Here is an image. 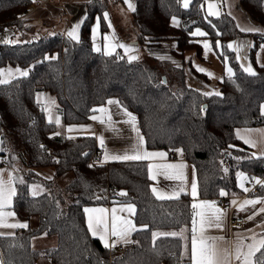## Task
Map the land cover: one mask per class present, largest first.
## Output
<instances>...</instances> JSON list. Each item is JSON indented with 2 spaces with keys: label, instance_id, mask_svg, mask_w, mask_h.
<instances>
[{
  "label": "trees",
  "instance_id": "obj_1",
  "mask_svg": "<svg viewBox=\"0 0 264 264\" xmlns=\"http://www.w3.org/2000/svg\"><path fill=\"white\" fill-rule=\"evenodd\" d=\"M203 1L191 0L185 8L182 0H137L132 16L139 44L145 48L175 40L178 48L173 50L172 59L129 61L119 51L123 59L116 53L107 56L96 52L93 23L99 17L101 29H107L104 13L109 9V0L87 3L80 42L55 34L0 43V67H29L27 76L0 84V157L7 159L15 176L23 178V184L16 181L13 209L29 222L14 236H0V259L4 264H36L40 257L49 258L53 264H190L181 237L159 236L153 242L152 233L179 232L190 226L192 197L182 194L158 198L152 192L145 160L92 162L94 152L99 150L94 135H52L58 133L57 124L49 123L42 104L37 102V94L43 90L50 91L55 109L66 124L91 119L94 109L117 97L137 114L148 148L169 152L183 149L195 165L203 198L226 197L220 195L221 189L229 195L240 193L239 172L264 180V158L248 159L253 150L235 133L237 127L264 125L259 110L264 103V66L257 65V75H249L236 53L227 47L235 38L252 36L250 54L255 61L264 35L241 31L227 13L206 15ZM240 4L264 29V0H240ZM32 5L33 0H0V31L20 27L22 16ZM173 16L181 19L179 25L173 24ZM187 19L193 23L185 24ZM195 25H200L215 45L219 42L221 54L233 67L234 75L219 82L222 96H206L187 83L184 53L196 50L202 55L203 50L198 37L192 34ZM42 166L54 168V177L42 178L37 172ZM69 173L71 179L60 187L59 179ZM33 182L43 183L50 191L33 197L29 193ZM121 191L127 195H120ZM256 194L264 195V185H259ZM117 202L135 204V222L148 228L133 232L132 241L138 243L107 249L87 230L84 209ZM33 219L36 222L31 224ZM45 232L56 237V245L34 249L33 239Z\"/></svg>",
  "mask_w": 264,
  "mask_h": 264
},
{
  "label": "snow or ice",
  "instance_id": "obj_2",
  "mask_svg": "<svg viewBox=\"0 0 264 264\" xmlns=\"http://www.w3.org/2000/svg\"><path fill=\"white\" fill-rule=\"evenodd\" d=\"M128 8L132 11H135V5L132 3V0H125ZM183 7L187 8L189 6L190 0H182ZM208 12L212 16H219L220 11L217 6L209 0L208 4ZM86 18V17H85ZM104 18L108 19V13H104ZM173 23L178 25L177 18L175 16L172 17ZM99 21L100 18L97 17L96 25L92 28V39L95 42L97 32L99 29ZM83 21L77 22L71 29L67 31V37L75 42H80V34L79 29ZM109 27H111V21L109 20ZM241 31L245 32H259L264 35V29L258 28L256 26H248L241 28ZM193 35H201L205 36L207 33L203 32L200 28H196ZM55 35V34H53ZM104 40L106 41L104 45V54L107 56H112L114 53L120 58L123 59L122 56H119V53L116 52L117 48L124 49L125 53H130L134 51V48L131 45L118 43L116 42L115 34L111 38L107 35L104 36ZM6 43H15V41L7 40ZM219 42L217 41V44ZM249 46L248 42H237L232 41L228 44V48L232 49L237 53L236 59L240 60L241 56L239 53L242 48ZM203 47L205 49V54L210 48L209 41H203ZM94 49L96 52H101L102 49L99 45L94 43ZM139 57L136 55H128V60H137ZM244 72L248 73L251 76H256L254 68L251 66L250 62L247 66H243ZM200 71H206L204 68H199ZM228 76L231 78L234 75L233 68L231 66L227 67ZM210 76L211 72L208 73ZM17 75L19 76H27L28 70L21 69L19 67L13 69L9 68H0V84H8L14 79ZM223 79V78H221ZM162 83H166V81H162ZM222 96V92H206L204 95ZM42 94H38L37 102L42 104V110L48 113V121L49 123H55L57 125L60 124L59 116L53 115V107H55V101L51 98H46L41 101L40 96ZM109 105H117L119 106L123 113L127 117L126 123L130 124L132 130L136 133V143L133 145V151L131 154L125 152L123 154H113L109 153L105 150L104 160H112V161H126V160H153L154 158H163L166 156L165 152H155L148 151L145 147L146 141L144 136L141 133L140 128L138 127L137 117L128 110L127 107L121 105L119 100L109 99L107 102ZM259 110L262 116H264V103H261L259 106ZM93 111H97L94 109ZM98 111L103 114L101 116H92L93 120H101L102 123H107L111 125V114L110 110L107 107L101 106ZM106 117V119H105ZM88 125H69L68 131L71 132L74 129L86 130ZM246 132L251 130H245ZM59 133H53L52 135H58ZM236 135L238 138L242 139L244 143L255 146V141L249 138V136L241 133L240 129L236 130ZM100 145L104 146V137H99ZM3 144V141H0V145ZM43 147V145H41ZM234 147V146H232ZM0 150H3L0 148ZM177 151L183 152V149H177ZM252 158H264V153H261L259 157H257V153H252ZM237 160L245 159L244 157H235ZM222 163V162H221ZM187 167L184 163L179 164H156L150 163L148 165V171L151 179L156 180L158 174H163L169 179H175L181 181V185L178 191H173L171 194L164 193L159 191L156 187L152 188V192L160 199L178 197L180 192L185 191V183H186V175L184 169ZM4 169H0V228L7 229H15V228H27V221H15L10 222V218L16 217L15 211H10L13 205V198L17 195V187L16 181L19 180L20 183H24L22 177L15 176L12 172L9 173L8 178H4ZM225 172L228 171L227 168L224 169ZM240 177V187L244 189V191H248L245 187L244 180L247 179V176L243 172L237 173ZM50 178V177H49ZM257 183L264 185V180H260L259 178H252ZM31 195L33 197H37L42 193L46 192L47 189L44 188L43 185L32 184L30 185ZM228 193L224 190H220L221 196H226ZM120 195H127L126 192L121 191ZM191 195L194 198L193 203L191 205L193 211L192 218V236H191V259L192 264H233V258L237 262V264H264V235L257 237L256 234H252L250 237L237 235V240L235 244L234 251H230L227 248H222L218 241L223 240V237H216L208 235L207 230L210 228H222L224 221L225 210L216 206L214 201L209 200H196L195 198L198 196V183L195 179H193L191 184ZM233 204H236L237 201L233 200ZM264 204V197H257L255 199H247L243 201V203L239 204L241 209L245 208L246 205L255 206L256 204ZM59 202H57V205ZM119 212H126L128 215H119ZM260 213H264V207L258 209ZM84 212L87 213V230L91 233L93 237H99V240L103 243L104 247L107 249L115 248L117 244L123 243H133L130 239L133 232H137L139 229L148 228L147 224L137 225L132 217L136 213V205L133 203H127L120 206L119 209L112 208L109 212L108 209L105 208H85ZM256 215L254 212L252 216H248L247 219H252L253 216ZM15 233L8 232H0V236H14ZM47 235V232L44 233ZM159 236H173V237H181V239L185 240V249L187 250V237L184 236V230L180 232H153L152 239L153 242ZM138 243V242H135ZM159 255V253H157ZM0 264H4V261L0 259Z\"/></svg>",
  "mask_w": 264,
  "mask_h": 264
},
{
  "label": "crops",
  "instance_id": "obj_3",
  "mask_svg": "<svg viewBox=\"0 0 264 264\" xmlns=\"http://www.w3.org/2000/svg\"><path fill=\"white\" fill-rule=\"evenodd\" d=\"M89 1L90 0H33V5L30 8V10L26 12L24 16H22L24 23L20 25V27H18L21 30V37L23 39L27 38L28 40H33V39H38L41 36H50L53 34H62V35L67 36V31L69 29H71L77 22L81 20L84 21L85 16H86V5ZM121 2H123V4H127L125 3V0H121ZM136 2L137 0H132V3L135 6H136ZM211 2L217 6V8L220 11V15L223 13H227L231 15L233 19H235V21L237 22V25L239 26L240 29L244 27H248V26H256L258 28H262L261 25L253 22L250 16L248 15V13L245 10H243L240 4V0H215ZM208 4H209L208 0H204L202 2V9L206 15H210V13L208 12ZM125 6H128V5H125ZM107 13H108V19H106L107 26L110 20L111 27L108 26L107 29L103 31L101 29V20H100L96 40L95 42L93 41V45L95 43L96 45H99L101 47L102 49L101 52L104 53L103 49L106 43V41L104 40V36L107 35L109 38H111L114 32L116 42L128 44L134 48V51L130 53H125L124 49L122 48L116 49V52L119 51L121 54H123L127 58H128V55H136L139 57L142 54V52L144 54H148V53H145L147 52L146 48H151L149 50L150 52L152 51L151 52L152 55H150L152 57H155L158 59H167V58L172 59L173 58L172 57L173 50L178 48L177 42L175 40H167L160 44H151V45H148L144 49L139 44L137 36H134L131 38L121 37L118 27L115 26L112 21V16H111L110 11H107ZM96 22H97V19L95 23H93L94 24L93 27L96 25ZM82 24H81V27H82ZM81 27L79 29V34H81ZM247 33H251V32H247ZM196 36L198 37V42L201 43L203 50H202V55H200L196 50H186L184 53L187 83L190 86H191L190 81L195 82V80L196 81L201 80L202 82L210 83L212 81V77H215L216 82L218 83L217 85H219V82L222 80L221 78L228 76V73H226L224 69L225 65L228 64L231 67L232 65L229 63V60H227V58H225L223 54H221V47H219L220 44L215 45L212 39L207 37L206 35L201 36L197 34ZM205 40L209 41L210 43V48L207 51V54H205V49L203 47V41ZM233 40H231V42ZM199 68H204L206 69V71L202 72L199 70ZM199 72L205 74L208 77V79L206 80L203 77V75L199 74ZM209 72L212 73L211 76L208 74ZM38 94H42L40 96L41 101H43L46 98H51L53 100V97L50 91L43 90V91H40V93ZM109 99L119 100L117 97H111ZM107 102L103 104L102 106L107 107L110 110V114L112 118L111 125L107 123H102L101 120L97 119L94 130L93 129L91 130L94 132V134H91V135L95 136L96 141L99 144V146H100L99 137L101 136L104 137V144L106 145V148L100 151L101 160L102 158L104 159L103 154H102L104 150H107L109 153H113V154H123L125 152H128L129 154H131L133 151V145L136 143V133L132 130L130 124L126 123L127 117L123 113L122 109L115 104L109 105ZM100 107L101 106H99V108ZM53 108L56 111L55 107ZM129 111L132 112L137 117V120H138L137 114L131 110ZM56 113H57L56 116H59L60 120L63 121L62 115L59 114L57 111ZM53 115L55 114L53 113ZM94 115L101 116L103 114H101L97 110L92 116ZM46 116L48 118V114H46ZM237 129H240L242 134L249 136L250 139L255 141V146L245 143L253 150V153L254 152L257 153V156H260L261 153H264V125L245 126V127L243 126V127H237L236 130ZM236 130H235V133H236ZM245 130H251V131L246 132ZM145 147L147 148L148 151H155V152L162 151L166 153V156L163 158L157 157L151 161L145 160L148 165L150 163H156V164L184 163L187 165V167L184 169V172L187 178L186 183H185V191L180 192L179 196H181L182 194H189L192 197L191 184H192L193 179H195L198 183L197 173H196L197 171H196L195 165L185 157L183 152L181 153L180 151L175 150V153L173 154V152H169L168 150H165V149L148 148L146 144H145ZM2 159L4 158L0 157V169L5 170L4 178L7 179L10 173V171L7 170L9 166L1 165ZM109 161L112 162V160H108L105 162H109ZM246 176H247V179L244 182L245 187H246V182L248 180V173H246ZM259 179L263 180L262 178H259ZM151 180H152V188L156 187L159 191H162L168 194H171L173 191H178L182 183L179 180L169 179L163 174H158L156 180H153V179ZM238 185L241 190L240 193L226 195V197L230 198L231 202L233 200H236L237 203L236 204L232 203L233 204L232 209H225L223 227L219 229L210 228L207 230L208 235L210 236L223 237V240L218 241V243L222 248H227L230 251H234L238 234L249 237L248 242H251L250 237L252 236V234H256L257 237L264 235V213H260L258 211L259 208L264 207V204L258 203L255 206L246 205L245 208L243 209L239 207V204L243 203V201L247 199H255L257 197H264V195L246 194V191H244V189L240 187L239 183ZM14 198H13V204H14ZM172 198H177V197L174 196ZM192 199L194 200L193 197ZM195 199L214 201L216 204V197L215 198L201 197L199 194V187H198V196ZM127 203L128 202H117V203H109V204L88 205L86 206V208H105V209H108L110 212L112 208L115 207L119 209L121 205L127 204ZM216 206L219 207L217 204ZM8 210L14 211L13 205ZM254 212L256 213V215H254L253 218L250 220L247 219V217L252 216ZM118 214L124 215V216L128 215L126 212H119V211H118ZM85 215H86V221H87V218H88L87 213H85ZM238 217H241L244 220V223L241 226L234 224V220ZM132 219H134V216L132 217ZM17 220L21 222L26 221V220L19 218L17 215L16 217L10 218V222H15ZM35 220L36 219L31 220L32 221L31 224H34L36 222ZM27 223L29 225L28 221ZM18 229L19 228H15V229L0 228V232L11 231L15 233ZM191 229H192V223L190 226L184 228V236L188 238L187 239V250L185 249V240L183 239L184 240V256L190 258V264H192V259H191L192 232H191ZM41 236L43 235H39L33 239V247H34V244H36V242L38 241V239L42 238ZM130 239L131 240L133 239V233ZM50 242L54 243L55 241H50ZM121 245H124V244L123 243L117 244L115 248L120 247ZM34 249H38V248L34 247ZM36 264H53V262L47 257L46 258L40 257ZM233 264H237L234 258H233Z\"/></svg>",
  "mask_w": 264,
  "mask_h": 264
},
{
  "label": "rangeland",
  "instance_id": "obj_4",
  "mask_svg": "<svg viewBox=\"0 0 264 264\" xmlns=\"http://www.w3.org/2000/svg\"><path fill=\"white\" fill-rule=\"evenodd\" d=\"M211 1H215V0H211ZM208 2H209V0H208ZM125 5H127V4H123V2H121V0H109V9H107V10L110 11L111 16H112V21H113L114 25L118 27L119 33L121 34V37L131 38V37L137 36V38H138L139 32H138L137 27L135 26L134 21H133L132 12L128 8V6H125ZM189 5H190V3H189ZM176 18H177L178 25H179L181 22L180 21L181 19L178 17H176ZM172 22H173V20H172ZM174 25H177V24H174ZM196 28H200L204 32V29L200 25H195V27L193 28V33L195 32ZM18 33H20V34H18ZM9 39L12 41H15V43L28 40L27 38L23 39L21 37V30L16 26L7 27L4 30L0 31V43H5ZM233 41L248 42V44H249V46L242 48L241 52L239 53V55L241 56V59L239 60L241 65L247 66L248 63L250 62L251 66L254 68L255 72L257 71V65H260V66L264 65V43L260 44V46H258L257 51L255 53V61H254V60H252L251 54H250L251 47L254 44V38L252 36L247 35V36L238 37V38L234 39ZM149 49H151V48H146L147 52H145V53H148L149 55L144 54L142 52L143 55L141 54L138 59L143 60L144 58L152 57V56H150V55H152V53H151L152 51L150 52ZM162 52H164V51H162ZM9 67H11L13 69H15L17 67H19L21 69H27L28 74H29V67L24 68L23 66H18V65H16V66L15 65H11V66L10 65H4L0 68H9ZM227 67H229L228 64L225 65V67H224L226 73H227V70H226ZM18 77H22V76L17 75L15 78H18ZM190 84L194 88H197L198 90H201L205 93L206 92H219V85H217L218 83L216 82L215 77H212V81L210 83L202 82L201 80L200 81L195 80V82L190 81ZM55 105H56V101H55ZM52 111L55 114L54 116H56L57 113L54 110V108L52 109ZM46 114H48V113H46ZM60 121H61L60 124L57 125V132L59 134L66 135V136H77V135L83 136V135L94 134V132L91 130L92 129L94 130V128H95L96 120L89 119L87 121L74 122V123H68V124L64 123L62 120H60ZM69 125H88L90 127H88L86 130L74 129L73 131L69 132L68 131ZM104 153H105V150L102 153L103 157H104ZM102 162L105 163V160L103 158L101 160V163ZM7 170H9L10 172L13 173V170L11 168H7ZM37 172L39 173V175L42 176V178L43 177L44 178H49V177L53 178L54 177V168H52V167H43L42 166V167L37 169ZM70 177H72V175L70 173L61 177L59 179L60 187H64L69 182V180L71 179ZM240 182H241L240 177H238V183L240 184ZM244 182H245V180H244ZM32 184L43 185L44 188L47 189V192L50 191V188L45 186L41 182H33ZM29 193L31 194V191ZM181 230H184V229H181ZM160 232H162V231H160ZM170 232H173V231H170ZM41 237L42 238H39L38 241L36 242V244H34L35 248L43 249L45 247H50V246L56 245V237L55 236L43 235ZM50 241H55V242L51 243Z\"/></svg>",
  "mask_w": 264,
  "mask_h": 264
},
{
  "label": "built area",
  "instance_id": "obj_5",
  "mask_svg": "<svg viewBox=\"0 0 264 264\" xmlns=\"http://www.w3.org/2000/svg\"><path fill=\"white\" fill-rule=\"evenodd\" d=\"M193 20H189L187 19V21H185V24H192ZM104 148H106V145L104 144V146L102 147L101 145L99 146V150H97L96 152H94L93 156H92V162L94 163H100L101 162V158H100V151L103 150ZM175 153V151H173V154ZM225 165H228V161H224ZM1 165H8L7 164V159L4 158L1 161ZM255 176L251 175L250 173H248V180L246 182V188L248 189V191H246V194H256L259 190V185L260 183H257L254 179ZM256 178V177H255ZM112 194H116V191H113ZM216 204L225 209H232L233 208V204L230 200V198L228 197H218L216 198ZM244 220L241 217H238L234 220V224L241 226L243 225ZM120 249H122V246L119 247Z\"/></svg>",
  "mask_w": 264,
  "mask_h": 264
},
{
  "label": "water",
  "instance_id": "obj_6",
  "mask_svg": "<svg viewBox=\"0 0 264 264\" xmlns=\"http://www.w3.org/2000/svg\"><path fill=\"white\" fill-rule=\"evenodd\" d=\"M165 79V78H164Z\"/></svg>",
  "mask_w": 264,
  "mask_h": 264
}]
</instances>
